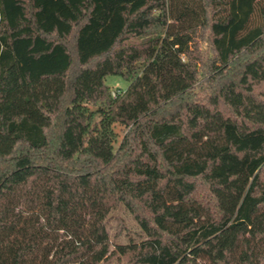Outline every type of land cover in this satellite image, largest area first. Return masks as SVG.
Returning <instances> with one entry per match:
<instances>
[{
  "label": "trees",
  "instance_id": "1",
  "mask_svg": "<svg viewBox=\"0 0 264 264\" xmlns=\"http://www.w3.org/2000/svg\"><path fill=\"white\" fill-rule=\"evenodd\" d=\"M110 259L264 264V0H0V264Z\"/></svg>",
  "mask_w": 264,
  "mask_h": 264
},
{
  "label": "rangeland",
  "instance_id": "2",
  "mask_svg": "<svg viewBox=\"0 0 264 264\" xmlns=\"http://www.w3.org/2000/svg\"><path fill=\"white\" fill-rule=\"evenodd\" d=\"M200 43H201L200 44L201 51H203L205 53L209 52L210 49L208 46V42L206 40H201ZM106 82L112 87L113 91L125 89L129 85L128 80H126L123 76L117 75V74L108 75L106 77ZM115 131L118 134L115 144L118 145L122 136H123V126H121L119 124L115 125ZM120 218H123L124 221L126 222V225L134 232L133 235H135V232H136L135 236L138 237L137 234L140 233L141 230H140L137 222L133 218V216L123 206H120V207L114 209L111 213L110 230H111L112 234L114 235V233L117 229L118 220H120ZM125 233H126V231H124L121 236L117 237V239L119 241H122V242L126 241L127 236ZM104 264H119V263L115 259H110L108 262H106Z\"/></svg>",
  "mask_w": 264,
  "mask_h": 264
}]
</instances>
